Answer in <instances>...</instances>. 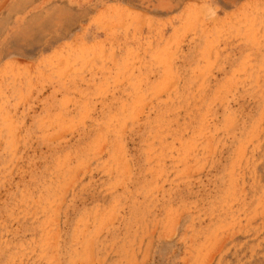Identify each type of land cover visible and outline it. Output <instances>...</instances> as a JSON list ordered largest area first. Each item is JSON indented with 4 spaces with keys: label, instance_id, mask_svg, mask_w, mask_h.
<instances>
[{
    "label": "rangeland",
    "instance_id": "rangeland-1",
    "mask_svg": "<svg viewBox=\"0 0 264 264\" xmlns=\"http://www.w3.org/2000/svg\"><path fill=\"white\" fill-rule=\"evenodd\" d=\"M0 264H264V0H0Z\"/></svg>",
    "mask_w": 264,
    "mask_h": 264
}]
</instances>
